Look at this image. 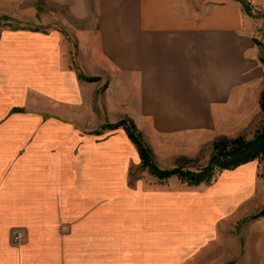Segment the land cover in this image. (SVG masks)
<instances>
[{"label": "crops", "instance_id": "0c3cea01", "mask_svg": "<svg viewBox=\"0 0 264 264\" xmlns=\"http://www.w3.org/2000/svg\"><path fill=\"white\" fill-rule=\"evenodd\" d=\"M259 23L237 0H0V264H210L223 246L218 264H264L259 161L150 185L104 128L131 121L161 168L193 171L253 138Z\"/></svg>", "mask_w": 264, "mask_h": 264}, {"label": "trees", "instance_id": "16d2710c", "mask_svg": "<svg viewBox=\"0 0 264 264\" xmlns=\"http://www.w3.org/2000/svg\"><path fill=\"white\" fill-rule=\"evenodd\" d=\"M238 1L249 12L248 5L244 4L241 0ZM257 45L261 50L260 62L264 67V56L262 57L264 43L258 41ZM79 77L87 82H98L100 80L98 77H88L81 73ZM260 107L263 113V126L253 138L247 139L245 137H239L233 140L215 143L209 163L194 171L186 166H180L170 171L160 169L154 162L152 152L146 145L142 134L131 121L123 120L113 125L106 124L104 128H124L129 139L136 146L141 159L142 169L148 170L160 182H165L171 177H177L182 183L190 187L200 185L210 186L216 181L220 173L235 170L253 161H259L262 164L261 177L264 179V90L260 96Z\"/></svg>", "mask_w": 264, "mask_h": 264}, {"label": "rangeland", "instance_id": "374dc122", "mask_svg": "<svg viewBox=\"0 0 264 264\" xmlns=\"http://www.w3.org/2000/svg\"><path fill=\"white\" fill-rule=\"evenodd\" d=\"M238 1V0H237ZM244 4H246V5H248V7H249V12H247L245 9H244V6H243V4L241 3V5H242V7H243V9H244V11H245V14L248 16V18H250V19H252V17H254V19H257L258 20V22H260L259 23V25H258V31H257V33H256V37L257 38H259V40L261 41V42H263L264 43V10L263 9H261V8H259L258 10H254V9H252V0H241ZM263 2H264V0H262ZM264 56V52L262 53V57ZM263 65V64H262ZM118 128H121V127H118ZM118 128H116V129H118ZM247 137V136H246ZM245 137V138H246ZM144 139V138H143ZM247 139H251V137L249 138H247ZM132 142V141H131ZM147 145V144H146ZM135 146V145H134ZM148 146V145H147ZM136 147V146H135ZM201 157V156H200ZM199 157V158H200ZM202 158H204V156H202L201 158H200V160L202 159ZM203 160H201L199 163H203L202 162ZM154 162L156 163V165L160 168V169H162V170H173V169H175L176 167L174 166V167H171V168H161L160 167V165H165V166H167V164H163V163H158L157 161H155V159H154ZM179 164H181V163H179ZM183 164V166H187V165H185L186 163H182ZM188 165H190V163L188 164ZM190 166H193V167H197L198 166V164L197 163H192ZM189 167V166H188ZM194 170H196V168L194 169ZM128 178L130 179V180H132V181H136V180H141V179H144V180H148V182L150 183V182H152V183H150V185H152V184H154L153 182L154 181H152V179H153V175L151 176V174H150V172H148V170H144V169H142V165L141 166H131V168H130V171H129V174H128ZM154 178H156V177H154ZM171 178H173V177H171ZM170 178V179H171ZM169 179V180H170ZM155 180H157V179H155ZM156 182H158V181H156ZM156 184V183H155ZM25 238V237H24ZM13 239V238H12ZM23 241V240H22ZM21 241V242H22ZM20 242V243H21ZM13 243H14V241H13ZM20 243H18V244H20ZM15 244V243H14ZM223 251H225V254L224 255H228L229 253L228 252H231V251H228V248H226V246H223ZM221 253V252H220ZM214 255H217L218 254V251H214V253H213ZM224 255H219V257L218 256H216L217 258H215V256H211L210 258H212V260H210V264H218L216 261H225L226 259H227V257H224ZM216 259V260H214V259ZM217 259H219V260H217ZM223 262H219V264H222ZM224 264H228V263H224Z\"/></svg>", "mask_w": 264, "mask_h": 264}, {"label": "built area", "instance_id": "2783aa9c", "mask_svg": "<svg viewBox=\"0 0 264 264\" xmlns=\"http://www.w3.org/2000/svg\"><path fill=\"white\" fill-rule=\"evenodd\" d=\"M24 237H25V234H24V232H22V231H15V232L13 233V236H12L13 241H14L15 244H18V243H20L22 240H24Z\"/></svg>", "mask_w": 264, "mask_h": 264}]
</instances>
